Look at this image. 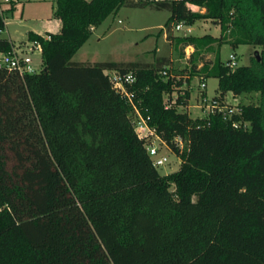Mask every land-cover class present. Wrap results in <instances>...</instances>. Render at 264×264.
Here are the masks:
<instances>
[{
    "label": "trees",
    "instance_id": "16d2710c",
    "mask_svg": "<svg viewBox=\"0 0 264 264\" xmlns=\"http://www.w3.org/2000/svg\"><path fill=\"white\" fill-rule=\"evenodd\" d=\"M125 6L170 11V34L181 23H216L220 36L175 38L177 49L194 48L187 73L217 78L221 100L256 93L257 102L231 118L193 119L178 110L189 105L190 78L162 76L165 57L73 61ZM54 17L59 33H28L42 45L40 72L0 68V264H264V0H57ZM5 26L0 13V34ZM14 44L0 37V53ZM225 44L260 47V56L231 69ZM107 70L135 73L129 88L182 160L178 171L161 175L153 165Z\"/></svg>",
    "mask_w": 264,
    "mask_h": 264
},
{
    "label": "rangeland",
    "instance_id": "374dc122",
    "mask_svg": "<svg viewBox=\"0 0 264 264\" xmlns=\"http://www.w3.org/2000/svg\"><path fill=\"white\" fill-rule=\"evenodd\" d=\"M56 8L57 0H12L10 3H1L0 13L4 16L7 26L1 32L0 37L13 38L17 44L25 42L32 47L27 39L29 31L45 35L47 30H57V24L54 21ZM192 9L205 11L197 6H192ZM170 16V11L157 10L151 6H125L117 14L109 16L101 25L93 29L90 39L73 57V61L84 63L136 61L155 64L158 58L165 57L170 61L167 67H171L172 71L177 73L186 71L185 74L190 78L186 67H188V60L194 48L187 47L184 52L177 49L175 38L184 35L203 36L206 34L220 36L221 29L216 23L207 19L196 22L190 29L186 25L180 30L175 27L170 34L167 33L165 27ZM260 51V47L252 45L243 44L234 47L231 44H225L221 48L220 56L221 60L226 63L231 55H236L237 67L248 66L256 53L260 56ZM29 54L33 59L34 69L40 72L43 69L42 52L35 49ZM206 59L213 60L214 55L207 54ZM189 80L188 87L191 86L189 106H179L178 110L187 112L191 118L197 119L204 116L198 108L201 104V80L198 76ZM207 85L208 96L218 97L220 94L219 80L209 78ZM257 97L256 93L236 96L228 93L227 101L231 107H239L242 104H255ZM169 99V96H165L166 102ZM153 141L161 147L162 153L168 158L164 166L158 167L159 173L169 175L178 171L182 161L180 157L171 149L163 146L157 139L153 138Z\"/></svg>",
    "mask_w": 264,
    "mask_h": 264
},
{
    "label": "built area",
    "instance_id": "2783aa9c",
    "mask_svg": "<svg viewBox=\"0 0 264 264\" xmlns=\"http://www.w3.org/2000/svg\"><path fill=\"white\" fill-rule=\"evenodd\" d=\"M12 0H0L1 3H10ZM185 26V24L181 23L176 26V29L180 30ZM189 29L190 26H187ZM46 37V36H45ZM49 38V37H46ZM32 47L28 46L26 43L14 44L12 50L7 53H0V68H7L9 70H14L19 72L21 75L24 74H34L37 70L34 69L33 59L31 58L29 52L33 50H38L42 52V45L39 41H30ZM226 66L231 69H235L237 67V57L236 55H231L229 60L225 63ZM171 67H166L162 72V76L166 79L172 80H180L182 78L181 75L176 74L171 71ZM106 75L109 77L113 88L120 93L126 100H128L134 110V128L140 139L144 141L146 150L152 163L155 167L164 166L168 162V158L165 154L162 153L161 147L155 144L153 141L157 139L160 143L169 148L165 141H163L155 127L150 125V117H145L136 102V95L134 91L130 90V86L134 85L137 81V77L134 72L122 73L116 70H107ZM186 79V78H185ZM200 89H201V104L198 105V108L204 113V116L199 119H208L212 115L221 114L224 118L229 116L230 118L233 115L241 114V110L239 107H231L227 101V97L224 100H221L220 97L210 98L207 93L208 85L204 78H201ZM182 88L191 89L188 87L187 80L185 81V85ZM165 96H169L172 101H177L178 93L174 92L171 96L166 94ZM170 99L166 102V105L169 107ZM233 126L235 128H244L249 129V122L242 121H233ZM176 146L180 149V151H184L186 148V142L183 137L178 136L174 139ZM170 149V148H169ZM6 207L0 205V212L3 211Z\"/></svg>",
    "mask_w": 264,
    "mask_h": 264
},
{
    "label": "crops",
    "instance_id": "0c3cea01",
    "mask_svg": "<svg viewBox=\"0 0 264 264\" xmlns=\"http://www.w3.org/2000/svg\"><path fill=\"white\" fill-rule=\"evenodd\" d=\"M55 18V17H54ZM55 22H56V24H57V30H47L46 31V33H54V34H56V33H59L60 31H61V28H62V22H61V20H59V19H57V18H55V20H54ZM5 22H6V20H5ZM6 26H7V23H6ZM5 26V27H6ZM30 32V31H29ZM28 32V33H29ZM32 32H34V33H37V34H39V35H42V36H46L47 34H41V33H38V32H35V31H32ZM8 39V38H7ZM12 42H14L15 44H17L16 42H15V40L13 39V38H9ZM27 39H28V37H27ZM29 40V39H28ZM21 43H25V42H20V43H18V44H21ZM186 78V77H185ZM187 78H189V77H187ZM206 80V83L208 84V78L207 79H205ZM189 88H190V86H189ZM190 92H191V89H190ZM190 97H191V94H190ZM189 106V105H188ZM187 106V107H188ZM189 114V113H188ZM190 115V114H189Z\"/></svg>",
    "mask_w": 264,
    "mask_h": 264
}]
</instances>
